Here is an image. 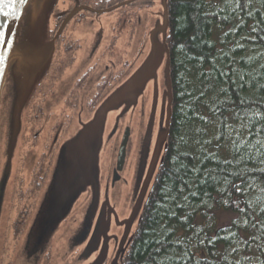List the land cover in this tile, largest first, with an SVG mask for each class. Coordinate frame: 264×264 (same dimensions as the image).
Returning a JSON list of instances; mask_svg holds the SVG:
<instances>
[{"label": "flooded vegetation", "instance_id": "obj_1", "mask_svg": "<svg viewBox=\"0 0 264 264\" xmlns=\"http://www.w3.org/2000/svg\"><path fill=\"white\" fill-rule=\"evenodd\" d=\"M50 3L46 40L31 43L29 27L18 37L20 57L33 55V85L25 91L11 84L9 97H0V109L11 103L6 143L18 148L14 154L9 148L0 171V264H74L75 259L111 264L115 258L120 264L133 206L142 209L147 202L163 159L169 97L159 89L149 108L140 111L139 129L125 125L120 130L119 118L134 109L127 102L132 90L141 86L129 97L118 95V87L135 72L133 62L118 69L115 36L106 35L104 27L99 31L96 20L79 17L82 11L99 14L118 4L100 9L86 0ZM160 32L154 36L157 52L163 49ZM128 45L130 55L133 43ZM138 45L143 50V42ZM157 79L159 86V72ZM148 84L154 90L155 83ZM125 134L126 154L118 169ZM159 138L163 144L148 175ZM131 150L133 164L126 172ZM118 186L127 194L121 196L122 218L113 202ZM99 220L102 232L90 243Z\"/></svg>", "mask_w": 264, "mask_h": 264}, {"label": "trees", "instance_id": "obj_2", "mask_svg": "<svg viewBox=\"0 0 264 264\" xmlns=\"http://www.w3.org/2000/svg\"><path fill=\"white\" fill-rule=\"evenodd\" d=\"M166 6V146L120 264H262L264 115L249 101L264 100V0Z\"/></svg>", "mask_w": 264, "mask_h": 264}, {"label": "rangeland", "instance_id": "obj_3", "mask_svg": "<svg viewBox=\"0 0 264 264\" xmlns=\"http://www.w3.org/2000/svg\"><path fill=\"white\" fill-rule=\"evenodd\" d=\"M86 1L88 5H91L94 7L96 6L97 8H100V9H105L113 5H116L120 2H123L125 0H86ZM30 5H32V7H30ZM50 5H51L50 0H26L23 6V10L21 13L18 26H17V30H16L14 42H13L14 47L10 53V56L7 62L0 97H2L3 94L4 95L6 94L9 97L10 91L13 90L11 84L15 83V85H17L19 90L22 88V86H24L25 91H27V89L33 85V55L27 58L20 57L21 50L17 43L19 42L18 37H19V34H21V32L23 31H25V33L28 32V27H29L28 37L31 43H33V40L35 41L46 40L47 29H48L47 28V25H48L47 15L50 9ZM33 10H34V14H33ZM163 11L164 9H163L162 0H154V3L150 5L138 6L135 4H131V5L128 4V5H123L118 8H115L108 12L97 14L94 12L91 13L87 11H82L79 15V17H87V18L96 20L95 22L97 23V28L99 29V31L101 29L103 31V27H104L106 35L107 33L111 32L112 35L115 36L116 39L114 40V42H115L116 51H117L118 69H125L127 62H133L131 66L133 71H136L139 67H141L143 62L148 57V55L152 52V50H154V45H155L154 43L156 41V38L154 39V36L156 32L159 29L161 30L160 34H161L162 40L163 39L164 40L161 44V46L163 47L162 51L158 50V53L160 55L158 62L156 66L151 70V73L149 77L146 79V81L140 84L142 87L140 86V89H138V91L132 90L134 91L135 94L133 98H129L127 102L128 103L132 102L134 109L132 112L121 115V118H119L120 119L119 121L120 130L125 125H129V126H132L133 128L139 129L138 126L140 124V119H141L140 111L145 112L149 108L151 98L158 96L159 89H160V94H161V91L165 89L164 98L169 97V101H167L168 103H166L167 104L166 105L167 118H166L165 126L167 125L168 113L170 110V84H169V78H168L167 51L165 49L166 48V42H165L166 33H164V30H162L161 28L163 25ZM25 15H26V20H25ZM130 27H132V32L130 30ZM131 33L133 35L132 36L133 40H129V35ZM83 41L87 44L88 43L92 44L94 40H83ZM131 42L133 43L131 47V54L128 55L129 53L128 44H130ZM139 42H143L144 44L143 50H140V46L138 45ZM150 45H151V48L149 51L148 48ZM114 58H116V56H114ZM157 71L159 72V82L161 84L159 86L157 85V80H158ZM149 82L155 83L153 87L154 90H152L150 86L152 85V83L149 85L148 84ZM122 85H120L118 88H120ZM129 95L130 94H128V97ZM10 105L11 103H8V100H7L3 104L2 108L0 109L1 110V114H0V171L3 168L5 158L8 154L9 148L12 150L13 154L16 153L18 149L14 146L9 147V143H6V128H7L8 118L10 117V111H9ZM110 127H111V123H110ZM13 132H16L15 129H13ZM119 140L120 138L118 139V144H119ZM133 154H134V151L131 150V153L129 152V157L127 158V162H126V168H127L126 172L130 171L132 168L133 158L131 157L133 156ZM116 192L117 193L114 194L115 199L113 200V202L115 205L118 206L119 208L118 212L120 214V217L122 218L123 216L124 217L126 216V212L122 210V206L125 205V201L121 200V196L122 198H124L127 194L125 190L124 189L122 190V188H120L119 186L116 188ZM137 198H139V200L141 199L140 196ZM141 202L142 200L140 201V203ZM133 209H134V206H133ZM122 211L124 213H122ZM141 211L142 209L139 204L136 211L134 212V216H133L134 219L132 218L130 221L131 226H132V230L130 231L131 233L134 231L136 227L138 215H140ZM226 220H228V217ZM222 221L224 220L222 219ZM131 233L127 239H130ZM127 245L128 243L126 244V247ZM75 261L76 262L74 264L76 263L78 264L79 260L75 259Z\"/></svg>", "mask_w": 264, "mask_h": 264}, {"label": "water", "instance_id": "obj_4", "mask_svg": "<svg viewBox=\"0 0 264 264\" xmlns=\"http://www.w3.org/2000/svg\"><path fill=\"white\" fill-rule=\"evenodd\" d=\"M130 1H132V0H130ZM127 3H129V2H123L121 4H118L115 7H118L120 5L127 4ZM162 3H163L164 11H163V25L161 28H162V30H164V33H166L167 23H168L166 0H162ZM24 4H25V2H17L15 5L14 14H10L7 18L0 16V27H2L4 25L5 20L7 21V27L3 28V30L5 32V36H4L5 44L0 45V55L5 56L3 63L0 64V95H1V88H2V84H3V79H4V74H5L7 62H8L10 53L14 47L13 42H14L17 26H18V23H19V20L21 17V13H22ZM115 7L107 9V10H103V11H109V10L114 9ZM165 49L167 51V47ZM20 52H21V56H22V51H20ZM29 56H31V55H29ZM159 57H160L159 53L155 50H152V52L148 55V57L143 62L141 67H139L135 71V73L118 89V95L121 97L126 96L129 94V92L132 89H135L138 85H140L141 83L146 81V79L149 77V75L151 73V70L156 66ZM167 66H168V60H167ZM169 114H170V110L168 113V118H169ZM167 124H168V120H167ZM166 132H167V127H166ZM127 141H128V136H126V134H125L121 140L119 151H118V158H117L118 169H121L123 166V163H124ZM162 144H163L162 139L159 138V140L157 141L156 147H155V151H154V155H153V159L151 162V166H150L148 175L150 174V171H151V169H152V167H153V165L157 159V156H158L159 151L161 150ZM147 179H148V176L144 182V185H143V188L141 191V195L143 194V190L145 189ZM136 209L137 208L134 207L133 213L136 211ZM133 213H132V215H133ZM132 215H131V219H132ZM101 227H102V221L99 220L97 222L95 229H94L90 243H92V241L94 239H96L100 236V234L102 232ZM111 264H118L116 258H115V260H113V262H111Z\"/></svg>", "mask_w": 264, "mask_h": 264}, {"label": "snow or ice", "instance_id": "obj_5", "mask_svg": "<svg viewBox=\"0 0 264 264\" xmlns=\"http://www.w3.org/2000/svg\"><path fill=\"white\" fill-rule=\"evenodd\" d=\"M17 2H26V0H0V16H3L5 18H7L10 14H14L15 12V5ZM7 27V21L5 20V23L2 27H0V45H4L5 41H4V36H5V32L3 30V28ZM5 59V56L0 55V64L3 63ZM233 74L234 70H233ZM222 76H227L226 72H221ZM232 83H235V80L232 81ZM243 85H241L242 87ZM235 103V102H233ZM249 104L251 105H255L257 108V114L260 115H264V100L262 101H249ZM247 111V107L245 106V101L241 100L240 101V108L238 111L234 112L233 115V119L235 120H239L241 118V113ZM260 131H264V124L260 125ZM252 134V133H250ZM221 137H218V139H220ZM262 163H264V161H262ZM261 173H264V169H261ZM241 182L243 183V178L241 177ZM233 190L237 193H241L243 194V190L239 185H233ZM221 196H223V193L221 194ZM231 223L233 225L236 224V219H233L231 221ZM262 225H264V222H262ZM253 239V238H250ZM262 264H264V262H262Z\"/></svg>", "mask_w": 264, "mask_h": 264}]
</instances>
